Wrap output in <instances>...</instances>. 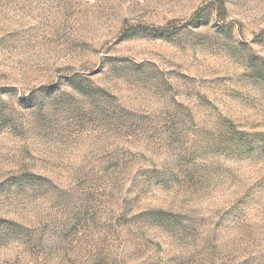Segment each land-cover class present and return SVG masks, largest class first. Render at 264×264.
Returning a JSON list of instances; mask_svg holds the SVG:
<instances>
[{
  "label": "rangeland",
  "instance_id": "1",
  "mask_svg": "<svg viewBox=\"0 0 264 264\" xmlns=\"http://www.w3.org/2000/svg\"><path fill=\"white\" fill-rule=\"evenodd\" d=\"M0 264H264V0H0Z\"/></svg>",
  "mask_w": 264,
  "mask_h": 264
}]
</instances>
